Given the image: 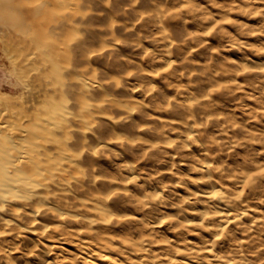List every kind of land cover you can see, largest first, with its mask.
<instances>
[{"label":"clouds","instance_id":"obj_1","mask_svg":"<svg viewBox=\"0 0 264 264\" xmlns=\"http://www.w3.org/2000/svg\"><path fill=\"white\" fill-rule=\"evenodd\" d=\"M0 264H264V0H0Z\"/></svg>","mask_w":264,"mask_h":264}]
</instances>
